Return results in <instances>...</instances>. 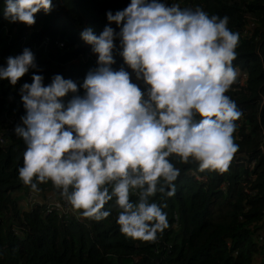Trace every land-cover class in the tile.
I'll return each mask as SVG.
<instances>
[{
  "label": "clouds",
  "instance_id": "1",
  "mask_svg": "<svg viewBox=\"0 0 264 264\" xmlns=\"http://www.w3.org/2000/svg\"><path fill=\"white\" fill-rule=\"evenodd\" d=\"M52 8L53 0H3L0 11L10 23L32 26L36 14ZM106 16L118 32L105 26L99 35L91 27L80 33L97 66L79 86L60 74L47 85L33 74L21 86L25 114L14 131L26 147L18 175L33 204L47 184L83 218H108L105 205L114 202L122 234L154 241L169 223L166 205L153 198L173 196L180 175L171 158L224 173L238 151L242 113L226 93L241 76L233 65L240 34L229 29L227 16L161 0H130ZM117 40L131 73L113 68ZM36 67L25 48L7 57L0 80L15 86Z\"/></svg>",
  "mask_w": 264,
  "mask_h": 264
},
{
  "label": "trees",
  "instance_id": "2",
  "mask_svg": "<svg viewBox=\"0 0 264 264\" xmlns=\"http://www.w3.org/2000/svg\"><path fill=\"white\" fill-rule=\"evenodd\" d=\"M161 2L227 16L229 29L240 34L233 61L241 73L240 86L234 83L226 93L242 113L234 133L239 148L229 168L224 173L200 172L195 162L171 158L180 169L175 194L153 198L166 205L162 211L169 227L154 241L137 240L121 233L114 202L105 205L111 214L101 221L73 212L64 217L54 211L46 217L44 205L23 212L21 194L30 189L20 181L18 169L26 146L14 139L0 117V264H264V0ZM128 4L130 0H53L52 11L36 14L32 26L10 23L0 11V66L25 48L37 65L15 86L0 80V116L7 107L9 113L25 114L20 88L32 82L33 74L42 75L46 85L60 74L79 86L97 66V55L81 39V31L91 27L99 35L111 26L118 32L106 13L115 14ZM115 43L113 68L123 66L131 73L118 55L119 41ZM132 79L143 88L134 74ZM224 182L229 184L226 190L221 188ZM40 187L44 201L54 195L51 184Z\"/></svg>",
  "mask_w": 264,
  "mask_h": 264
},
{
  "label": "built area",
  "instance_id": "3",
  "mask_svg": "<svg viewBox=\"0 0 264 264\" xmlns=\"http://www.w3.org/2000/svg\"><path fill=\"white\" fill-rule=\"evenodd\" d=\"M57 45L59 47H63L64 43L63 42H57ZM236 85H240V80L239 79L237 80ZM20 118H21V116H17L16 114L9 113V108L8 107L6 108V110L3 111L2 116H1V119L3 121H5L6 124H7L8 132H10L11 134H14V139H17V140H21L22 139V138H19L15 134V131H14L16 125L21 123ZM263 141H264V137H263ZM1 142L2 143L5 142L4 138L1 139ZM262 149H264V148H262ZM228 187H229L228 183L224 182L222 184V189L223 190H226ZM35 206H37V205H35ZM45 210H46L47 214H50V213H53L54 211H56V212L61 214L60 216H64V217H68L71 214V212H72L70 207L66 204V202L59 203V206H57V202L49 203L45 207Z\"/></svg>",
  "mask_w": 264,
  "mask_h": 264
},
{
  "label": "crops",
  "instance_id": "4",
  "mask_svg": "<svg viewBox=\"0 0 264 264\" xmlns=\"http://www.w3.org/2000/svg\"><path fill=\"white\" fill-rule=\"evenodd\" d=\"M21 195H23V198L21 200V202L23 203V207H22V211L23 212L24 211L31 212L36 207L35 205H44L46 207L47 204L52 203V202H58V203H63L64 202V201L59 200V197L56 198L55 195H47V194H46L47 195L46 201H44L45 198L41 197V195H42V193H41V195L39 197L40 202L33 204V203H31L32 193L30 192V190H28L26 193L21 194ZM21 195H17V196H21ZM26 201L29 202L28 203V210L25 209V202ZM44 210H45V208H44ZM45 215H46V217H48V216L51 215V213L47 214L46 210H45Z\"/></svg>",
  "mask_w": 264,
  "mask_h": 264
},
{
  "label": "rangeland",
  "instance_id": "5",
  "mask_svg": "<svg viewBox=\"0 0 264 264\" xmlns=\"http://www.w3.org/2000/svg\"><path fill=\"white\" fill-rule=\"evenodd\" d=\"M239 86H240V85H239ZM2 113H3V111H2ZM2 113H1V116H2ZM1 116H0V117H1Z\"/></svg>",
  "mask_w": 264,
  "mask_h": 264
}]
</instances>
